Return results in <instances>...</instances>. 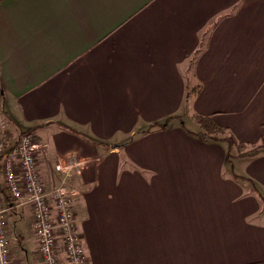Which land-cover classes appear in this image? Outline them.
Wrapping results in <instances>:
<instances>
[{"label": "crops", "instance_id": "1", "mask_svg": "<svg viewBox=\"0 0 264 264\" xmlns=\"http://www.w3.org/2000/svg\"><path fill=\"white\" fill-rule=\"evenodd\" d=\"M185 111L264 138V0H0V133L44 145L41 171L79 154L87 264H264V154L230 170ZM0 197L12 264H39L1 166Z\"/></svg>", "mask_w": 264, "mask_h": 264}, {"label": "built area", "instance_id": "2", "mask_svg": "<svg viewBox=\"0 0 264 264\" xmlns=\"http://www.w3.org/2000/svg\"><path fill=\"white\" fill-rule=\"evenodd\" d=\"M31 133L17 141L0 138V166L4 189L16 206L29 207L39 264H87L83 236L76 226L71 178L82 173L76 152L57 156L50 164L54 182L44 178L36 152L43 148ZM10 205L0 197V264H12L6 220Z\"/></svg>", "mask_w": 264, "mask_h": 264}, {"label": "trees", "instance_id": "3", "mask_svg": "<svg viewBox=\"0 0 264 264\" xmlns=\"http://www.w3.org/2000/svg\"><path fill=\"white\" fill-rule=\"evenodd\" d=\"M189 94L190 93L186 94V98L189 97ZM192 117L198 125V128L194 131L184 127L186 132L203 141L223 143L225 146V161L229 164L232 163L234 158H249L257 156L259 154H264V138L260 139L257 143H247L244 141H240L227 127L221 126L220 124L215 122L211 115L193 114ZM169 118L165 119L163 123H156L151 125L149 129L153 127H166V123ZM25 132L26 131L22 132L21 134ZM21 134H19V137ZM15 141H17V139L13 142ZM233 175L235 178H242V176L240 175ZM254 188L256 189V187Z\"/></svg>", "mask_w": 264, "mask_h": 264}, {"label": "rangeland", "instance_id": "4", "mask_svg": "<svg viewBox=\"0 0 264 264\" xmlns=\"http://www.w3.org/2000/svg\"><path fill=\"white\" fill-rule=\"evenodd\" d=\"M184 126L185 128L187 129H190V130H194L193 126V122H192V116H190V113L187 114L186 111L184 112ZM2 122H5L7 125H12L11 123V119L8 117V115H6V113H1L0 114V124ZM3 126V125H2ZM197 130V129H195ZM232 132V131H231ZM4 135H2V132L0 133V138L3 137ZM17 136V135H16ZM12 141V140H11ZM248 159V157H245V158H234L232 163L229 165L230 167V170L232 171H236V173H239L241 174V169H242V166L244 164V162ZM48 164H47V167L45 166L43 169H42V174L44 176V178L48 179L49 177L51 178L50 180L48 179L49 182H51L53 179V174L52 172L50 171V164L49 162L50 161H47Z\"/></svg>", "mask_w": 264, "mask_h": 264}]
</instances>
